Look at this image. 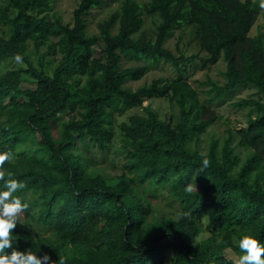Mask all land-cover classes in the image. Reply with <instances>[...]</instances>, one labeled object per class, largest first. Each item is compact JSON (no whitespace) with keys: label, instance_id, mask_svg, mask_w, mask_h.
Masks as SVG:
<instances>
[{"label":"trees","instance_id":"16d2710c","mask_svg":"<svg viewBox=\"0 0 264 264\" xmlns=\"http://www.w3.org/2000/svg\"><path fill=\"white\" fill-rule=\"evenodd\" d=\"M115 1L89 34L87 17L107 0H80L72 21L52 0H0V152L11 153L4 179L24 182L14 195L29 205L12 230L14 247L57 264H235L226 251L241 254L240 236L264 242V33L250 34L260 2ZM145 15L156 19L152 32ZM186 27L205 56L166 45ZM16 54L24 66L1 71ZM124 58L142 63L124 67ZM220 59L225 81H203V98L185 66ZM161 60L175 76L128 85ZM28 78L35 85L24 89ZM241 87L255 89L233 102L248 109L247 124L206 151L194 147L220 117L214 103ZM153 97L177 106L174 121L144 105ZM135 107L143 112L129 113ZM116 140L125 162L112 175L94 166L92 147L105 153ZM162 198L172 214L158 213Z\"/></svg>","mask_w":264,"mask_h":264},{"label":"rangeland","instance_id":"374dc122","mask_svg":"<svg viewBox=\"0 0 264 264\" xmlns=\"http://www.w3.org/2000/svg\"><path fill=\"white\" fill-rule=\"evenodd\" d=\"M80 0H52L54 5V10L63 16L66 21L73 20V11L78 5ZM144 2L146 0H139ZM260 2V14L254 26L251 29L250 34L255 35L259 32L264 33V7L261 6ZM118 2L115 0H107V2L100 7H96L92 10L88 18V33L93 34L99 31L98 23L106 18L115 8H117ZM155 18L145 15V28L152 32L155 28ZM166 45L172 48L176 53H186L187 55L199 54L200 56H205V52L201 50L199 43L193 33L191 27H186L184 29H176L173 34L168 38ZM46 47H42L41 52L43 53ZM35 63L38 64V57L35 58ZM142 62L123 59V66L136 65ZM150 70L140 79V80H130L128 85L133 89L138 86L151 82L155 78H169L176 75V70L169 63L163 60L159 61L156 65H152L150 61ZM23 63H17L15 60H8L4 62L1 66V71H5L10 68L22 67ZM226 70V61L220 59L217 63L211 65L210 67H202L200 60H196L192 63H187L185 66L184 75L187 76L189 81L200 90L201 96L203 98L207 97L206 89L209 86L203 85L202 82L208 78H212L220 83L225 81L224 71ZM35 85L32 79H25L22 83V88L26 89ZM255 91L254 88L241 87L239 88L232 99L227 100L223 103H214V107L217 109L220 117L211 126H209L207 132L202 134L198 142H193L194 147L199 148L202 151H206L210 142L213 138L222 139L229 129H235L237 127H242L247 124V108H238L233 105L234 101L240 98L248 97L251 93ZM151 104L155 109L158 110L161 117L170 121H174L178 113L177 106L172 105L167 99L162 97H153L145 100L144 105ZM133 112H143L142 107H135L129 110V113ZM124 117L127 114L123 115ZM121 142L116 140L107 152L100 151L97 147H92V155L94 160V166L99 168L105 173L116 174L122 171L123 164L125 162V156L121 152L120 148ZM236 147V152L242 157L248 152L246 148L240 146L238 142H234ZM160 215L172 214V208L168 205L167 199L162 198L158 202ZM209 232H203L198 240L208 236ZM228 257L238 259L239 255L235 253L232 249H227L226 251Z\"/></svg>","mask_w":264,"mask_h":264},{"label":"clouds","instance_id":"9594fccd","mask_svg":"<svg viewBox=\"0 0 264 264\" xmlns=\"http://www.w3.org/2000/svg\"><path fill=\"white\" fill-rule=\"evenodd\" d=\"M261 6L264 7V0H261ZM14 60L17 63H23V57L20 54H16ZM10 159V152H0V180H4L5 185L0 190V264H57V261H53L47 252L37 255V253L21 251L14 247L12 230L19 222V214L29 205L27 202H22L20 196L14 195L25 187L24 182L15 178L4 179L5 175L12 177V173H6L3 168L4 162ZM203 164L207 166V159H204ZM237 245L241 254L235 264H264V242L251 234H244L238 238ZM6 249L12 250L6 252ZM58 264H64V261L58 260Z\"/></svg>","mask_w":264,"mask_h":264}]
</instances>
